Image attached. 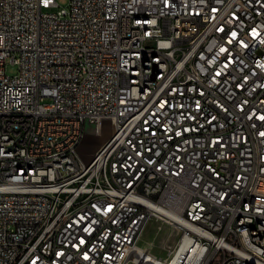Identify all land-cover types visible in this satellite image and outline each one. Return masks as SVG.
<instances>
[{
    "label": "built area",
    "instance_id": "1",
    "mask_svg": "<svg viewBox=\"0 0 264 264\" xmlns=\"http://www.w3.org/2000/svg\"><path fill=\"white\" fill-rule=\"evenodd\" d=\"M0 125V264H264V0H0Z\"/></svg>",
    "mask_w": 264,
    "mask_h": 264
},
{
    "label": "rangeland",
    "instance_id": "2",
    "mask_svg": "<svg viewBox=\"0 0 264 264\" xmlns=\"http://www.w3.org/2000/svg\"><path fill=\"white\" fill-rule=\"evenodd\" d=\"M55 2L59 8H66L69 0H55ZM17 71V66L14 63L10 60L5 61V72L7 75L14 76ZM102 134V136L96 137L92 131L88 133L86 139L79 147V153L84 161H90L93 154L104 144L109 136V133L103 132ZM178 236V230L175 227L152 219L144 229L139 245L146 247L151 254L157 257H165L168 251L177 243Z\"/></svg>",
    "mask_w": 264,
    "mask_h": 264
},
{
    "label": "bare ground",
    "instance_id": "3",
    "mask_svg": "<svg viewBox=\"0 0 264 264\" xmlns=\"http://www.w3.org/2000/svg\"><path fill=\"white\" fill-rule=\"evenodd\" d=\"M139 40L144 42V47H152V42L157 41V33H139ZM159 80H166V72H159ZM149 86H157V78H150ZM150 105H154V97H139L140 107H150ZM0 132H2V125H0ZM104 133H110V131H105ZM5 160L6 152L0 146V173L1 165ZM152 219L156 220V214H148V216H144V226L146 227ZM244 220H248V213L244 211H237L236 221ZM140 237L141 235H138L139 255H141L142 259L155 260V255L151 254L146 247L139 245ZM251 242H261V235H251ZM248 250L249 252H260L261 243H248ZM162 264H176V260L174 258H162Z\"/></svg>",
    "mask_w": 264,
    "mask_h": 264
}]
</instances>
